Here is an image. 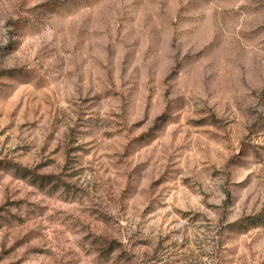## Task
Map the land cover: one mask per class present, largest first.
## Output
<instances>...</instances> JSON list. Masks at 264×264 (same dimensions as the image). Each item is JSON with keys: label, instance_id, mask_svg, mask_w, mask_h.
Segmentation results:
<instances>
[{"label": "rangeland", "instance_id": "rangeland-1", "mask_svg": "<svg viewBox=\"0 0 264 264\" xmlns=\"http://www.w3.org/2000/svg\"><path fill=\"white\" fill-rule=\"evenodd\" d=\"M0 264H264V0H0Z\"/></svg>", "mask_w": 264, "mask_h": 264}]
</instances>
